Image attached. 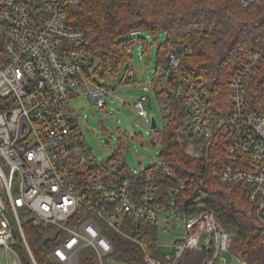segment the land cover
<instances>
[{
    "label": "built area",
    "instance_id": "built-area-1",
    "mask_svg": "<svg viewBox=\"0 0 264 264\" xmlns=\"http://www.w3.org/2000/svg\"><path fill=\"white\" fill-rule=\"evenodd\" d=\"M237 1L249 9L259 0ZM79 2L0 0V260L3 251L22 264L15 249L17 230L37 264L22 215L35 227L54 226L66 233L49 254L60 264H80L86 250L95 252L99 264H127L112 259L113 244L103 226L126 235L129 221L157 224L162 217L170 226L181 220L183 237L165 254L167 261L141 244L145 264H178L185 252L199 250L208 252L204 264H231L227 255L245 264L231 250L235 232L205 205L191 212V197L183 195L187 184L171 168L164 174L179 184L161 186L151 174H136L122 155L101 161L86 142L81 115L70 103L89 96L106 114L112 91L106 86L90 90V58L68 47L83 38L82 31L66 25L68 6ZM133 49L128 51L134 55ZM181 57L182 52L171 51L161 73L144 82L132 66L126 71L135 87L143 83L133 111L149 119L151 90L167 114L170 102L158 92L164 88L180 97L179 144L195 158L221 156L219 181L243 185L264 221V103L255 111L245 85L261 54L250 55L231 80L227 106L211 104L207 83L179 72Z\"/></svg>",
    "mask_w": 264,
    "mask_h": 264
},
{
    "label": "trees",
    "instance_id": "trees-1",
    "mask_svg": "<svg viewBox=\"0 0 264 264\" xmlns=\"http://www.w3.org/2000/svg\"><path fill=\"white\" fill-rule=\"evenodd\" d=\"M66 25L83 32L81 40L68 43L70 51L86 54L91 71L96 62L94 72L102 78H115L125 68L121 84L133 81L126 75L134 57L128 49L140 43L145 53L149 49L146 38L127 36L137 31L154 36L163 34L157 49L156 72L161 73L171 51L182 52L179 72L206 82L207 95L214 105L229 104L231 80L250 55L260 53L261 58L245 79V85L252 108L262 110L264 0L249 9H243L237 0H80L68 6ZM158 94L170 102L164 128L155 131V138L163 144L159 156L162 165H153L142 175L157 177L161 186L178 185L177 180L164 174V168H171L187 184L183 195L191 197L189 210L195 212L205 205L225 227L235 232L231 250L245 264H264V221L248 200L245 187L219 181L221 156L200 159L185 151L177 140L183 122L181 98L164 88ZM121 152L117 155L121 156ZM23 229L37 264H60L49 254L65 238L64 231L54 226L35 227L24 221ZM103 233L113 244L111 257L116 261L145 264L142 245L153 257L167 261L160 248L156 223L132 220L127 223L126 235L108 226H103ZM15 236L18 239L15 249L22 264H34L17 230ZM47 238L49 242L45 245ZM207 255L205 250L187 251L178 264H204ZM80 264H99L95 252L82 253Z\"/></svg>",
    "mask_w": 264,
    "mask_h": 264
},
{
    "label": "rangeland",
    "instance_id": "rangeland-1",
    "mask_svg": "<svg viewBox=\"0 0 264 264\" xmlns=\"http://www.w3.org/2000/svg\"><path fill=\"white\" fill-rule=\"evenodd\" d=\"M146 38L149 43V49L145 53L143 45L137 44L134 49V57L131 66L136 71L140 82L146 81L148 78L156 74L158 62L157 49L158 45L163 41L164 35L154 36L148 32H140L135 36H127V38ZM142 52V56H140ZM96 62L91 71V87L90 90L106 86L110 88L112 93L107 97L106 114L94 102L92 97L81 96L70 103V107L81 115L82 130L86 142L92 147L97 157L103 161L108 157L122 151V156L128 166L136 173L145 171L151 165H162L160 153L163 149L161 140L154 145L152 139L156 132L162 131L166 120L164 118L165 111L160 107L154 90L147 92L150 104H146L149 111V119L139 117L133 111L132 103L137 96L142 94L140 90L143 86L138 84L135 87L134 82L121 85V78L125 73V68H121L115 78L106 76L100 77L94 72ZM160 85L157 90H160ZM86 114V117H84ZM152 116L157 120V130L151 131ZM28 215H22V219L26 222ZM182 221L173 226L168 225L165 220L160 217L157 222L160 248L163 253L172 252L177 241L183 237L181 229ZM228 262L231 264H242L240 260L234 259L227 255ZM15 256H6L1 252L2 264H16Z\"/></svg>",
    "mask_w": 264,
    "mask_h": 264
},
{
    "label": "water",
    "instance_id": "water-1",
    "mask_svg": "<svg viewBox=\"0 0 264 264\" xmlns=\"http://www.w3.org/2000/svg\"><path fill=\"white\" fill-rule=\"evenodd\" d=\"M151 128L152 129H156L157 128V120H156L155 116H152V125H151ZM151 141L155 145V141L153 139ZM152 166L153 165L147 167L146 169H150ZM29 222H30V220L27 219L26 220V223L28 224ZM48 242H49V239L47 238V239H45L44 244L46 245Z\"/></svg>",
    "mask_w": 264,
    "mask_h": 264
}]
</instances>
